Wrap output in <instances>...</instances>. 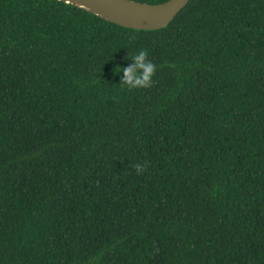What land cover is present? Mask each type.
I'll list each match as a JSON object with an SVG mask.
<instances>
[{"label": "trees", "instance_id": "trees-1", "mask_svg": "<svg viewBox=\"0 0 264 264\" xmlns=\"http://www.w3.org/2000/svg\"><path fill=\"white\" fill-rule=\"evenodd\" d=\"M0 264H264V0L155 31L0 0Z\"/></svg>", "mask_w": 264, "mask_h": 264}, {"label": "water", "instance_id": "water-1", "mask_svg": "<svg viewBox=\"0 0 264 264\" xmlns=\"http://www.w3.org/2000/svg\"><path fill=\"white\" fill-rule=\"evenodd\" d=\"M81 8L117 26L142 30H160L186 7L191 0H168L147 4L132 0H56Z\"/></svg>", "mask_w": 264, "mask_h": 264}, {"label": "clouds", "instance_id": "clouds-1", "mask_svg": "<svg viewBox=\"0 0 264 264\" xmlns=\"http://www.w3.org/2000/svg\"><path fill=\"white\" fill-rule=\"evenodd\" d=\"M127 60L131 64L127 67L117 66L114 71L116 75H121L119 85L127 88V90L146 89L153 83V77L156 74L157 66L149 59V53L146 49H141L132 54L127 55ZM141 165H137L139 173Z\"/></svg>", "mask_w": 264, "mask_h": 264}]
</instances>
